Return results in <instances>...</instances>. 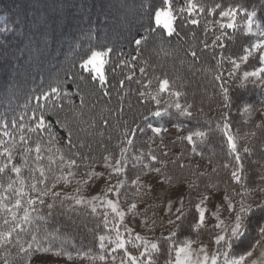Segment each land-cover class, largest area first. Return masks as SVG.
Masks as SVG:
<instances>
[{
    "label": "snow or ice",
    "instance_id": "obj_1",
    "mask_svg": "<svg viewBox=\"0 0 264 264\" xmlns=\"http://www.w3.org/2000/svg\"><path fill=\"white\" fill-rule=\"evenodd\" d=\"M141 8L147 20L135 54L121 53L112 69L121 78L106 71L114 47L90 48L18 117H0V264L73 261L69 236L42 231L57 208L97 219L92 246L76 253L92 264H261L253 257L257 249L264 257V199L254 196L264 194V162L251 158L264 137V0H149ZM150 41L172 57L173 76L159 64V75L147 72L141 53ZM185 66L191 77L211 76L215 117L203 107L206 90L197 102ZM133 97L142 111H133ZM217 141L228 157L220 167L215 152L205 160ZM177 144L182 151L171 156ZM259 151L264 157V138ZM165 184L173 191L157 192Z\"/></svg>",
    "mask_w": 264,
    "mask_h": 264
},
{
    "label": "trees",
    "instance_id": "obj_2",
    "mask_svg": "<svg viewBox=\"0 0 264 264\" xmlns=\"http://www.w3.org/2000/svg\"><path fill=\"white\" fill-rule=\"evenodd\" d=\"M148 2L149 0H0V17L5 19L6 28L11 30L18 25L14 31L4 32L0 29V71L3 69V63L7 62L12 68V64L19 61L24 65L18 75H31L30 79L25 80L23 88L17 85L19 83L17 76L10 79L14 83L12 86L19 89L18 92H13V88L7 86L9 84L0 86V117L7 116L9 120L18 117L25 111L23 106L34 92L42 88L46 89L49 83L55 81L57 75L63 77L73 61H78L90 48L102 45L114 47L116 51L106 65V71L110 80L113 75H116L117 79L121 78L122 69L116 67L115 73L112 69L121 53L123 58L129 61L135 54L136 46L132 41L140 38L138 30L140 34H143L144 30L140 28V24L146 23L147 20L144 15L145 9L141 8V4L146 6ZM199 38L201 37L198 33L197 43ZM188 40L191 42V36ZM210 42L211 39H209ZM153 43L156 48L160 47L158 41H150L148 47L141 53V62L143 59L150 61L147 72L151 74L155 70L159 75L161 72V68L157 67L159 64L164 66L169 76H173L172 57L165 56L164 51L157 54ZM169 47L168 43L163 45L165 50ZM171 47H177L175 40L172 41ZM179 47L183 49L187 45L181 42ZM178 55L182 57L183 51L181 50ZM186 59L189 62L192 60L190 56ZM202 59L208 62L207 58ZM176 64L178 67V60ZM138 67L139 64L137 65V76H139ZM127 72L128 69H123V73ZM183 72L189 79L196 81V84L191 87L199 85L197 102L206 90L207 95L204 97L203 107L209 117H215L217 113L213 93L216 89L212 85L211 76L205 79L198 73L196 77H191L187 66ZM6 77V73H0V83L5 82ZM131 87L135 88L136 85L133 84ZM249 99L256 103L259 94L255 91L250 92ZM132 103L133 111L143 110L136 104L134 97ZM125 113L128 114L127 105H125ZM167 126L171 127L170 124ZM172 138L175 137L172 136ZM261 138L264 137L255 141L257 150L251 158L258 162H264V157L259 151ZM204 150L205 160L212 152L216 153L213 160L217 167L228 160V157L221 151L218 141ZM181 151V146L177 144L172 148L171 156L179 155ZM194 159L200 161V157H194ZM187 162L185 160V163ZM200 162L204 163V161ZM245 163L246 167L257 168L256 163L250 164L248 161ZM212 166L208 165L209 171ZM221 175H224L223 171ZM60 212L61 210L57 208L56 214L49 217L46 223L40 222L42 231L43 228L49 231L60 228L64 235L70 237L69 243L65 246L66 250L74 254L78 251H87L92 246V234L89 229L95 227L97 219L83 212L79 215L72 212L61 215ZM93 251L97 252L98 248H93ZM96 264L100 263L96 262Z\"/></svg>",
    "mask_w": 264,
    "mask_h": 264
},
{
    "label": "rangeland",
    "instance_id": "obj_3",
    "mask_svg": "<svg viewBox=\"0 0 264 264\" xmlns=\"http://www.w3.org/2000/svg\"><path fill=\"white\" fill-rule=\"evenodd\" d=\"M5 28H6L5 19L3 17H0V29L3 30ZM12 65L13 66L11 68V66H9V64L7 62L3 63V66H2L3 69L0 71V73L1 74H5L6 73L7 77L5 78V82H1L0 83V86H5L6 84H9L7 86L8 87L11 86L13 88L12 89L13 92H18L19 89L16 88V86H12V85H14V83H12L10 81V79L12 80L13 76H17L18 77V82H19V83H17V85L21 86V88H23V87H25V80L26 79H30L31 75L30 76H28L26 74L25 75L24 74H19L18 75L20 70L23 68V65H24L23 62H19L18 61V63H13ZM260 119H262V117L257 115L256 116V120L259 121ZM169 129H170L169 135L175 137V129L173 127H169ZM152 182L155 184V179H153ZM57 190H59V189H57ZM156 190H157V192L163 193V192H167V191H173V188H171L170 186L165 184L163 187H160V186L157 185V189ZM180 190L186 192L187 191L186 186H181ZM65 191L70 192V191H72V189H65ZM254 198L258 202L259 200L264 199V194H255ZM164 199H166V196L164 197ZM186 201L187 200H185V202ZM48 202H51V200L49 199ZM148 203L149 204H154L158 208V215L161 218H163L165 221L167 220V217L164 215V208L161 206L162 205V201L161 200L153 198L152 200H149ZM144 207H145L144 205H141V210H143ZM149 216H151V212H149ZM133 226H135V225H133ZM156 234L157 235L160 234V229H157V233ZM210 248H211V246H210ZM98 251H99V249H98ZM260 251H261L260 249H257L256 252L254 253V257L253 258H255L258 261H260L261 264H264V257H261ZM72 254H73L74 259L71 262H68L67 260H65L63 258L52 257L50 255L47 256L46 259L48 260L49 264H91L92 263L89 260H80L79 258H76V253L74 254V252ZM40 259H43V257H41Z\"/></svg>",
    "mask_w": 264,
    "mask_h": 264
}]
</instances>
